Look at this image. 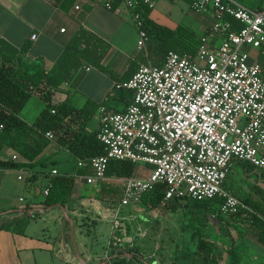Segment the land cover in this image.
<instances>
[{
  "label": "built area",
  "instance_id": "1",
  "mask_svg": "<svg viewBox=\"0 0 264 264\" xmlns=\"http://www.w3.org/2000/svg\"><path fill=\"white\" fill-rule=\"evenodd\" d=\"M123 4L131 10L141 50L147 36L138 10H152L154 1L123 0ZM105 7L111 10L109 0ZM190 7L215 18L208 32L195 39L194 53L169 51L163 66L140 65L129 80L114 82L110 94L130 91L132 100L120 112L100 107L97 139L104 153L76 160V168L85 170L76 174V181L95 188L108 182L121 187L115 232L120 228V209L140 202L158 183L166 186V203L217 198L222 215H236L247 207L223 188L229 170L237 162L264 170V71L250 61V51L264 44V14L235 0H192ZM225 15L241 28L234 29ZM214 36L220 39L217 45L211 40ZM45 137L53 139L51 133ZM111 160L144 165L149 173L108 179L105 172ZM51 175L59 173L53 169ZM43 194H48L47 188ZM119 246L121 240L114 238L112 251Z\"/></svg>",
  "mask_w": 264,
  "mask_h": 264
},
{
  "label": "crops",
  "instance_id": "2",
  "mask_svg": "<svg viewBox=\"0 0 264 264\" xmlns=\"http://www.w3.org/2000/svg\"><path fill=\"white\" fill-rule=\"evenodd\" d=\"M107 1L76 0L67 10H63L58 7L56 0H0V40H4L16 48L26 43L29 44L24 55L25 68L29 72H34L42 66L46 72L53 74L63 52L69 44L74 42L76 33L80 29L92 33L106 44L101 65L112 72L115 77L97 69L88 56L82 53L80 60L83 73L76 89L73 90V104L76 109H82L88 101L94 102L99 107L104 101H107L105 107L108 112L123 111L127 103L119 98V94L110 93L116 80L124 81L131 77L133 70L129 64L137 58L139 53L137 48L139 35L132 20L131 10L123 3L116 10H109L105 7ZM165 5H167V9L172 7L167 3ZM190 5L191 2L189 9L198 13L192 10ZM155 8L154 1V8L150 11L149 18L169 29L182 28L185 31L193 32L196 36H201L207 33L210 28L208 20L205 21L203 18L200 23H194L195 26L193 23L188 26L173 23L162 13L156 12ZM260 8V12L264 14V8ZM209 16L213 19L214 24V16L211 13ZM61 29L65 31L61 32ZM33 35H36L34 40L31 39ZM211 40L216 45L220 42L217 36L211 37ZM257 54V50L250 51L251 62H258ZM61 88L68 90L69 84H64ZM66 98L67 95L64 91L52 92L51 100L54 104L62 103ZM43 104L41 94L34 93L23 108L21 117L26 122L32 123L41 111ZM99 116L98 109L87 122V129L90 132L97 130ZM52 147L56 153L61 151L55 145ZM13 156H16L14 161L12 160ZM0 159L13 161L17 164H30L8 147L1 150ZM71 159L74 160L72 156ZM50 160L60 162L53 158ZM47 162L48 160L45 159L36 160L28 170H0V227L10 220L34 215L33 219L24 221V224L18 222L9 227L0 228V264H82L76 256L77 252L80 259L86 264H109L111 253L123 249L122 243L115 251H112L111 247V241L114 238L120 239V230L113 231L114 207L118 204L119 199L110 201L99 198V201H96L94 197L97 195L98 188L88 187L76 181L70 197V209L66 211L59 206L44 209L42 203L45 195L43 191L51 171L55 169L59 174L76 175L77 170L74 160V173L68 169L60 171L56 164L50 170L43 171V166ZM232 170L243 183L245 190H248L249 185H257L264 192V180L259 179V171L246 172L236 164L232 166ZM148 173L149 168L142 167L135 172L134 177H147ZM19 176L21 179H18ZM252 176L257 179L252 181ZM42 180L44 184L41 193L39 191L34 193L33 198L29 200L24 197L16 199V194L13 192L17 186L19 187V182H26L25 188H27L31 185L35 187ZM111 183L119 185L117 182ZM16 204L19 209L10 211ZM61 209L72 221V236L70 235V224ZM118 218L120 227L123 220L147 222L146 217L141 213H133L127 218L120 212ZM190 219L188 218L187 223H184L187 224V227L182 225L181 233L173 243H154V256L158 255L161 259V254H163L168 264H193L196 242L192 240L193 230L189 225ZM208 219L210 220L208 232L214 244L213 255L217 258L214 264H230L228 252L231 249V243L227 237H222L221 224L211 216ZM227 220L229 232L234 239L232 246L236 256L235 263L264 264V244L257 241L255 231L248 229L245 222H233L229 218ZM105 224L109 226L108 238L100 246L97 243V236L102 235ZM188 228L189 233L186 232ZM162 233L165 232L160 231L159 237ZM153 263L160 264L159 261H153Z\"/></svg>",
  "mask_w": 264,
  "mask_h": 264
},
{
  "label": "trees",
  "instance_id": "3",
  "mask_svg": "<svg viewBox=\"0 0 264 264\" xmlns=\"http://www.w3.org/2000/svg\"><path fill=\"white\" fill-rule=\"evenodd\" d=\"M75 1L56 0V4L60 9L67 10ZM186 1L191 2V0ZM235 1L241 5H244L243 2L245 1L250 2V0ZM109 2L111 10H116L123 3V0H109ZM244 6L254 11H261L259 6L257 8ZM150 11L148 8L138 10L141 15L142 29L147 36V43L145 48L139 50L137 58L129 64L133 70L132 75L140 65L163 66L165 56L169 51L183 50L191 54L194 53L193 48L197 36L193 32L185 31L182 28L172 30L161 26L149 18ZM224 19L230 22L234 29L241 28V25L233 17L225 15ZM191 41L193 44L190 43ZM28 48L29 44L27 43L16 48L6 41L0 40V152L4 147H8L30 163L17 164L13 161L0 159V170H28L50 145L67 151L75 161L102 155L104 149L97 139V130L90 132L87 129V122L98 109L100 110L101 106L106 105L107 101H104L100 107L94 102L88 101L82 109H76L72 100L73 91L63 90L61 87L64 84H69L76 89L83 73L80 60L82 53L88 56L97 69L115 77L112 72L101 65L106 44L92 33L80 29L75 35L74 42L69 44L63 52L53 74L46 72L42 66L34 72H29L25 68L24 55ZM257 51L258 63L264 71V44ZM115 82L120 81L116 80ZM54 91H64L67 95L66 100L59 104L52 103L51 96ZM36 92L41 94L44 104L35 120L28 123L21 117V112ZM115 93L119 94V98L127 103L126 107L130 104L132 100L130 91L119 90ZM46 133H51L53 139L48 140L45 137ZM235 164L245 169L246 172L256 170L246 163L237 162ZM257 171H259V179L264 180V170ZM84 172L83 169L76 170V174ZM135 172L136 165L130 161L111 160L108 163L105 176L108 179L125 180L133 178ZM75 182L76 175H50L45 185L48 194L42 203L44 209L58 206L66 211L70 209V197ZM223 188L238 198L247 209H241L236 215H222L220 200L217 198L208 201H196L189 198L173 199L167 202L170 204L167 206V203L164 202L166 186L163 183H158L152 190L145 192L141 196L140 202L145 207L154 210H159L162 207H169L172 210L180 208L185 216L191 218L189 225L193 230L192 240L196 242L193 264H214L217 261L213 255V240L208 232L210 224L208 218L213 217L222 226V237H227L231 243V249L228 252L230 255L229 262L236 264L234 261L236 256L232 246L234 239L229 232L227 218L233 222H245L248 229L255 231L257 241L264 244V192L257 185H249L248 190H245L243 183L232 168L224 180ZM99 189V198L101 199L116 201L121 197V188L116 183H103ZM181 202H183L182 205ZM33 218L34 215L13 219L0 228L9 227L18 222L24 224V221ZM138 251L136 246H130L128 250L113 252L110 255L109 264H146L141 262L139 256L134 255ZM126 254L133 256L129 257Z\"/></svg>",
  "mask_w": 264,
  "mask_h": 264
},
{
  "label": "rangeland",
  "instance_id": "4",
  "mask_svg": "<svg viewBox=\"0 0 264 264\" xmlns=\"http://www.w3.org/2000/svg\"><path fill=\"white\" fill-rule=\"evenodd\" d=\"M153 1H155L156 3L155 11L162 13L164 16H166V18H168L173 23L181 24L182 26H188V24L200 23L201 18H203L205 21L208 20L210 28L213 26V19H211L209 13L201 14L191 11L189 9V3L186 0H153ZM166 3L172 7L170 9H167V5H165ZM243 4L254 8H257L258 6L264 8V0H250L249 3L248 1H245L243 2ZM68 90L73 91L74 88L71 85H69ZM52 158L60 160V162L59 161L55 162L54 160L51 161L50 159ZM42 159L48 160L46 165L43 166V171L50 170L51 167L56 164L57 168L60 171H63L64 169H68L71 173H74L75 162L73 159H71L70 154L65 150H61L59 153H56L52 145H50L45 150V152L38 157L37 161ZM143 167L145 166L143 165ZM141 168L142 167L140 166H136V171H139ZM252 178H253L252 181L257 179L254 176H252ZM26 184L27 183L24 181L18 183L19 187L17 186L16 190L13 192L16 194V199L18 197H24L27 200L33 198L34 193L38 191L41 193L44 182L42 180L39 181L35 187L31 185L25 188ZM77 186L78 184L75 186L76 189ZM99 190L100 189L98 188L96 193L97 195L94 197L96 201H99V197H100ZM85 195L87 196L88 194ZM17 204L13 208H11L10 211H17L19 209L17 207L18 206ZM180 204L182 205L183 202H181ZM169 205L170 204L167 203V206ZM116 207L117 205H115L114 208ZM120 212H122L124 217L127 218H129V216L132 215L133 213L136 214L141 213L144 217H146L145 220L147 221L146 223H144L138 220L134 222L130 220H123L122 225L119 229L120 230L119 236L124 251L128 250L130 246H136L139 249V251L135 252L134 255L139 256V259L141 260L142 263L154 264L153 261H159L160 264H168L167 260L165 261V256H163V254H161V259H159L158 255L154 256L153 246L154 243H158V242L162 244L165 242L173 243L177 238V236L181 233L182 225H184V227H187V224L184 223H187L188 217L185 216L183 210L180 208L176 210H172L169 209V207H162L159 210H153L144 207V205L138 202V203L130 204L127 207L121 208ZM141 220L143 221V218H141ZM160 231L165 232L162 233L161 237H159L158 235ZM186 232L189 233V228L186 230ZM108 233H109V226L105 224V226L103 227L102 235L97 236L98 245L101 246L106 241V238H108ZM126 255L129 257L133 256L132 254H126Z\"/></svg>",
  "mask_w": 264,
  "mask_h": 264
},
{
  "label": "water",
  "instance_id": "5",
  "mask_svg": "<svg viewBox=\"0 0 264 264\" xmlns=\"http://www.w3.org/2000/svg\"><path fill=\"white\" fill-rule=\"evenodd\" d=\"M59 208H62V207L59 206ZM61 210H62V212H63L64 217L68 220V222H69V224H70V235L72 236V233H73L72 221H71V219L67 216L66 212L63 211V209H61ZM76 256H77V258L82 262V264H86L82 259H80V256H79L78 252H77ZM109 260H111V259L109 258Z\"/></svg>",
  "mask_w": 264,
  "mask_h": 264
}]
</instances>
